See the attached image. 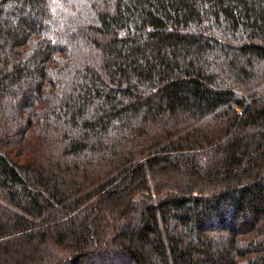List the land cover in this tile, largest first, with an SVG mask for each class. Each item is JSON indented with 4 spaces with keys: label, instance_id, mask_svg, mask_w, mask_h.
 Listing matches in <instances>:
<instances>
[{
    "label": "trees",
    "instance_id": "obj_1",
    "mask_svg": "<svg viewBox=\"0 0 264 264\" xmlns=\"http://www.w3.org/2000/svg\"><path fill=\"white\" fill-rule=\"evenodd\" d=\"M0 264H264V0H0Z\"/></svg>",
    "mask_w": 264,
    "mask_h": 264
}]
</instances>
